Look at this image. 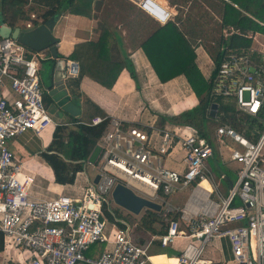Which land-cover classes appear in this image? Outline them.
Returning a JSON list of instances; mask_svg holds the SVG:
<instances>
[{"label":"built area","instance_id":"obj_1","mask_svg":"<svg viewBox=\"0 0 264 264\" xmlns=\"http://www.w3.org/2000/svg\"><path fill=\"white\" fill-rule=\"evenodd\" d=\"M127 1L160 25L172 18L160 0ZM219 1L237 7L231 0ZM30 26L27 22L26 27ZM28 54L30 49L17 39L0 38V232L7 257L12 254L8 259L18 264H156L150 259L149 245L156 240L159 246L168 247L182 238L190 241L173 264H202L206 244L214 237H226L235 264H264V126L262 130L253 129L255 139L237 133L227 124L216 128L219 144L227 139L234 143L229 146V161L236 164L235 177L226 196L218 188L210 191L217 193L216 198L210 192L199 194L202 180L211 181L206 161L213 148L205 138L190 129H161L160 142L154 150L143 128H124L120 120L108 117L107 128L97 142L101 146L97 160L94 164L83 160L94 170L83 193L35 197L30 192L34 176L20 171L21 164L15 161L8 141L27 130L40 133L64 123L54 120L45 105L38 52ZM70 68L72 73L77 72L76 67ZM213 70L209 96L231 98L241 112L256 115L264 105V48L222 44ZM105 119L106 116H94L86 124L96 125ZM177 144L184 152L183 171L161 162V156ZM97 174L99 179L94 182ZM196 179L182 208L165 201ZM118 183L159 203L160 211H164L163 232L153 235L145 245L133 241L126 227H116L114 231L108 227L110 219L103 205L113 214L111 193ZM235 197L240 204L233 206ZM175 212H180L179 218L167 219ZM93 244L101 246L97 258L85 255ZM24 250L30 252L27 258Z\"/></svg>","mask_w":264,"mask_h":264},{"label":"crops","instance_id":"obj_2","mask_svg":"<svg viewBox=\"0 0 264 264\" xmlns=\"http://www.w3.org/2000/svg\"><path fill=\"white\" fill-rule=\"evenodd\" d=\"M107 1V4L114 3L115 5L122 7L119 0ZM120 1L127 3H124L126 8L122 7L123 10L121 12L107 11L102 7V2L104 3L105 0H94L92 4V15L89 17L67 12L58 15L56 23L52 29V33L57 39L55 47L57 49L58 57L53 58L49 50L46 49L38 52V73L41 86L43 88V98L47 110L52 115L54 120H58L64 123L63 126L68 127H72L75 123L79 122L88 123L94 116H107L109 118H116L122 123L128 124L129 126L137 124L136 126L143 128L147 133L152 130L159 131L161 129L182 130L184 125H176L170 122H166L162 128L155 126V122L159 116L170 117L198 103V98L195 96L186 77L183 74H178L171 79H167L166 81L159 79L145 52V50L150 49L151 46H148L144 49V46L142 45L148 39L149 35L156 31L157 28H162L165 25L156 23L153 19H151L142 11L138 10L130 2L125 0ZM183 1L186 0H176L175 2L172 0L170 2L165 1V5L172 12V18L170 22L176 23V25L180 26L184 33H187L190 30L188 27V16H185V22H183V19L175 15L176 11L180 10ZM217 2L221 3L223 8V3L220 1ZM28 23L31 22L28 21ZM39 24L40 23L32 25L31 23L30 28H33ZM104 26H107L110 28V30H112L114 38V41L112 42L113 48L115 51L119 52L117 55L128 59L129 66L132 67V75L127 68L122 69L111 88L104 87L88 77H83L78 83V86H76L74 80L77 78L79 62L77 60L69 59L68 55L75 49L77 44V49H79V44L81 43L97 41L100 31L102 28H104ZM235 33H237V31ZM258 33L259 32H257V36ZM248 34L250 33L247 32V35ZM186 36L189 38V33H187ZM193 39L194 37H190L191 43ZM192 46L195 52L194 61L203 77L206 80H209L214 69V60L208 51L205 50V47L202 43L199 42L197 45L195 44ZM213 49H215V52L216 48ZM60 59L65 60L66 64H70L71 61L77 62V72L72 73L69 65L68 67H64L63 65L59 66L58 64V69L57 62ZM55 74H58V77L63 79L64 87L68 95L72 97L73 103L79 109L77 115L72 116L63 111L59 113L54 101L48 94V86L51 82V78ZM64 75L65 77L63 78ZM6 88L9 89L8 81L6 82ZM148 128L149 130H147ZM54 129V126H49L40 133L27 130L11 138L8 141V147L13 153L15 161L21 164L20 171L22 173L29 172L34 176V184L30 189V192L33 196L42 198L56 196L57 194H77L78 191H73L71 186L74 188H79V191H81L80 194H82L83 188L86 187L88 181L94 174V170L90 164H87L86 161L82 160L81 163L83 164V168L78 173H76L73 183L63 185L54 181L50 166L41 158V152L46 149L52 140ZM183 129L185 131H189V129L186 127ZM208 137H210L209 139H212L213 144L215 143L214 145H211L212 148L216 147L220 158L218 162L213 152L212 156H210L206 161L207 169L212 178H210V182L205 184L210 185V191L218 188L222 195L226 196L231 186V182L234 181V169L236 168V164H234L232 161H229V155H223L221 147H227L228 151L230 152L229 146H234V143L227 139L225 140L224 144H219L216 140L215 133H212L211 135L209 134ZM183 156L184 152L180 145L177 144L167 155L161 156V162L165 167L183 171L185 167ZM211 159L213 160L212 162ZM33 163L49 169L51 171V176L47 174H44L43 178L38 176L37 171L27 167L28 164ZM209 165H215V170L212 171ZM87 166H90L92 170V174L90 176L87 174L85 175ZM81 176H83V183H77ZM45 178H48V181H44ZM222 181L226 182L227 186L223 187ZM195 184L196 183H193L191 186L182 188L178 191L189 188L191 193V190ZM205 184H202L204 188L203 192L208 193L210 191L205 187ZM65 190L69 193H63ZM176 192L177 191L173 193ZM209 194L216 198L217 193L210 192ZM239 204L240 200L238 199V205ZM112 205L115 207L113 203ZM114 207L112 208L110 204L111 210L114 209ZM181 207L178 206V208ZM118 209L121 211L122 215H124V218L117 217L119 220L115 221V214L110 213L113 217L109 222V226L112 231H114L116 227H126L130 232L129 234L132 233L134 237L133 239L130 235L131 239L138 244H142L144 239L149 242L153 235H158L153 234L154 232L148 231L143 227L137 228L140 217L144 211L151 209H142L139 214H132L130 212L126 213L125 209ZM152 211L159 214V211ZM130 217L133 219L135 217L133 223H131L132 225L128 223V221H130ZM122 220L124 223L121 222ZM119 223L123 226H119ZM112 225L115 227H112ZM152 227L157 231H162L164 229L162 228V224L158 222L153 223ZM153 244H157V241L154 240ZM184 244L185 239L178 238L175 244L171 245L170 247L168 246V249L165 248L163 251H154L153 253L155 255H151V259L155 263L160 262V264H167L170 258L176 259L180 251L185 246ZM94 245L98 246L99 244L91 245L85 251V255L92 258H97L100 255L101 250L97 255H93L90 252ZM0 255L4 259V262L1 261V264H6L9 260L13 261L12 259H8L12 254L7 257V254L4 250V244L3 249L0 251ZM13 257H16V253L13 254ZM201 259L203 260L202 264H235L233 261L230 242L226 237L212 238L204 247L201 254ZM78 264L86 263L80 262ZM168 264L171 263L169 262Z\"/></svg>","mask_w":264,"mask_h":264},{"label":"trees","instance_id":"obj_3","mask_svg":"<svg viewBox=\"0 0 264 264\" xmlns=\"http://www.w3.org/2000/svg\"><path fill=\"white\" fill-rule=\"evenodd\" d=\"M94 0H0V14L2 21L12 28L20 27L26 29V22L30 21L32 25L43 23L51 16L64 12L76 15L91 16L92 4ZM175 2L176 0H172ZM239 8H235L229 3H223L222 24L230 25L237 32L245 34L246 30H252L264 34V26L256 20L264 22V0H231ZM32 3V4H31ZM172 3V2H171ZM34 7H43V12L39 18H31L30 11ZM241 9V10H239ZM251 16L253 18H251ZM162 28H157L148 39L142 44L153 68L159 79L166 81L172 77L183 74L195 96L198 103L182 110L176 115L166 117L159 116L155 126L164 127L166 122L184 127L196 132L198 136L205 138L211 144L209 139V124H227L237 133L246 136L249 139H255L256 135L253 129H262L264 126V105L254 116L241 112L231 98L218 97L212 99L209 96L211 87V77L206 80L195 63V52L191 40L186 36L180 26L176 23L167 22ZM112 30L107 26L101 29L99 38L94 42H84L78 44L68 55L69 59L79 62L77 78L75 85L83 77H88L98 84L111 88L115 83L122 69L127 68L132 75V67L125 57H120L119 52L115 51L112 42L114 41ZM236 46L237 48H247L251 44V39L233 33L230 36V43L226 44L225 38H219L216 51L212 53L214 64L219 61V50L221 45ZM210 52V51H209ZM32 51L30 50V56ZM214 70L212 72V75ZM211 75V76H212ZM211 102L217 103L216 117L208 112ZM109 118L99 124L91 125L86 123H75L74 126L56 127L52 134V140L45 150L41 152L42 159L50 166L53 178L56 183L67 185L72 184L77 172L82 170V160H85L93 147L97 144L104 134ZM126 128L129 125L122 123ZM132 125V124H130ZM137 124H133L136 126ZM183 127V128H184ZM145 128V127H144ZM149 130V128L147 129ZM214 145V144H213ZM197 179L193 182L196 183ZM233 206L238 205V198L232 200ZM104 213L109 219L112 215L103 205ZM112 212L116 217H123L121 211L114 207ZM180 212L169 214L170 219H177ZM161 223L160 215L152 210H145L138 222L137 228H145L153 234H161L163 230H155L152 224ZM163 222V220H162ZM165 224L163 223V226ZM119 226H123L119 223ZM156 232V233H155ZM142 243V242H141ZM158 244V243H157ZM3 249L2 233L0 232V251ZM154 254V253H150ZM176 261L170 258L169 262L173 264ZM168 262V263H169ZM167 263V264H168ZM6 264H13L10 260Z\"/></svg>","mask_w":264,"mask_h":264},{"label":"rangeland","instance_id":"obj_4","mask_svg":"<svg viewBox=\"0 0 264 264\" xmlns=\"http://www.w3.org/2000/svg\"><path fill=\"white\" fill-rule=\"evenodd\" d=\"M125 1H127V0H125ZM167 1L170 2L171 0H167ZM217 1H213V0H188L187 1L186 0V1L182 2L183 4L180 7V10L176 11V13H175V15H177L178 17L183 19V22H185V16L186 17L188 16V24H189L188 27L190 28V30L187 33H189L190 37H194V39L192 41V45H195V44L197 45V43H199V42L202 43L203 46L205 47V50L208 51L210 56H212V53L215 50L213 48H216V45H217L219 38H221V37L226 38L227 36H229V31H231L233 33H235L237 31L236 29H233V27L222 24V20H221L222 11H223L222 4L217 2ZM119 2L123 8H126V6H125V4H127L126 2L120 1V0H119ZM107 3H108L107 0H105L104 3L102 2V7L107 11L121 12L123 10V8L121 6L115 5L114 3H109V4H107ZM43 10H44L43 7L42 8L41 7H34V10L30 11V17L31 18L38 17L40 15V13L43 12ZM239 10H241V9H239ZM247 32L251 33L254 31L250 30ZM247 32L245 33L246 35H247ZM255 33L256 34L251 39V45L253 47H258V48L264 47V34L258 33V36H257L256 31H255ZM190 37H189V39H190ZM243 37H245V36H243ZM217 127H218V125L215 123L209 124L208 125L209 134L211 135L212 133H215ZM148 134L150 136V143H151L152 149L157 150L158 144L160 142L159 139H160L161 134L157 130H152ZM221 150L223 151L224 156L229 155V151H228L227 147L222 146ZM213 152L217 158V161L219 162L220 155H218V151H217L216 147L213 148ZM212 161L213 160L211 159V162ZM206 166H207V162H206ZM211 166L212 165H209L210 169L212 171H214L215 170L214 168H216V166L215 165H213L212 167ZM220 166H222V165H220ZM27 167L29 169H33V170L37 171L38 172L37 175L41 176L42 178L44 177V174L51 176V171L45 167H42L41 165H37V164L33 163V164H28ZM85 171H86L85 175L87 174L88 176H90L92 174V170H91L90 166H87V169ZM209 176H210V178H212L210 173H209ZM82 177L83 176H81L78 179L77 183H79V182L83 183ZM44 181H48V178H45ZM222 186L223 187L227 186L226 182L222 181ZM71 187L73 188V191H78L77 194L81 193V191H79V188H74L73 186H71ZM205 187L208 190H210V185L205 184ZM63 193H69V192L65 190ZM189 194H190V189L187 188L185 190H181V191H177L176 193H173L168 198H166L165 201L168 202L172 206H177V208H178V206L181 207L185 203V201L188 199ZM212 197L214 198V196H212ZM111 207L112 208L114 207L112 205V203H111ZM115 207L120 208L116 204H115ZM178 209H180V208H178ZM125 212L129 213L126 210H125ZM162 212H164V211H160L159 215L161 218L162 226H163V223H165V225L162 227V228H164L166 226V221L164 220ZM134 219H135V217H134ZM134 219L132 217H130V221H128V223L130 225H132L131 223H133ZM167 219H170L169 216H167ZM162 220H163V222H162ZM181 224L183 225L182 222H181ZM108 227L110 228L109 225H108ZM183 227H184V225H183ZM130 235L134 239L132 233ZM187 241H190V240H185V244ZM146 243H147V241H146V239H144L142 244L145 245ZM169 247H160L159 245L153 244V242H152V244H150L148 247V253H153L154 251L155 252L163 251V250H165V248L168 249ZM100 250H101L100 245H98V246L94 245V247L90 250V252L93 255H97L100 252ZM23 256H24V258H27L28 256H30V252L27 250H24ZM1 261L4 262V259L0 255V264L2 263ZM11 262L13 264H17V263H14V261H11Z\"/></svg>","mask_w":264,"mask_h":264},{"label":"water","instance_id":"obj_5","mask_svg":"<svg viewBox=\"0 0 264 264\" xmlns=\"http://www.w3.org/2000/svg\"><path fill=\"white\" fill-rule=\"evenodd\" d=\"M58 15L59 14L53 15L45 22H41L39 25L33 28L24 30L20 27H10L2 21V15L0 14V38H15L27 48L35 52H41L46 49L49 50L53 58L58 57L57 49L55 47L57 39L52 33V29L56 23ZM232 34L233 32L229 31V36L225 38L226 44L230 43V36ZM58 64L59 66L63 65L64 67H68L69 65V68L73 66L77 68L78 65L77 62L74 61H71L70 64H66V61L61 59L57 62V68L59 67ZM64 77L65 75L63 76V78ZM47 90L48 94L51 96L56 107L58 108L59 113L63 111L72 116L78 114L79 109L73 103L72 97L68 95L64 87L63 79L58 77V74H55L51 78V82ZM216 111L217 103L212 102L210 104V115L215 116ZM100 151L101 146L99 144H96L89 153L87 161L90 164H94L99 156ZM98 179L99 176L97 174L94 176L93 181L97 182ZM111 198L117 206L127 210L132 214H139L142 209H151L155 211H160L161 209V205L159 203L136 194L133 190L121 183L115 185L111 193Z\"/></svg>","mask_w":264,"mask_h":264},{"label":"clouds","instance_id":"obj_6","mask_svg":"<svg viewBox=\"0 0 264 264\" xmlns=\"http://www.w3.org/2000/svg\"><path fill=\"white\" fill-rule=\"evenodd\" d=\"M219 1V0H218ZM220 2H222V1H220ZM233 2V1H232ZM226 3V2H225ZM233 3H235V2H233ZM230 4V3H229ZM236 4V3H235ZM232 5V4H231ZM237 5V4H236ZM235 7V6H234ZM235 8H239L238 7V5H237V7H235ZM252 17V16H251ZM253 18V17H252ZM256 20V19H255ZM258 23L259 22H261V21H258V20H256ZM262 23H264V22H262ZM260 24V23H259ZM261 25V24H260ZM262 26H264V25H262ZM238 34H241L242 36H245L246 38H250V39H252L253 38V36L255 35V32H251L250 34H248V35H245V34H242V33H239V32H237ZM260 33V32H259ZM250 46H252L251 44H250ZM249 46V47H250ZM75 62V61H74ZM77 69H78V65H77ZM150 254V253H149ZM150 255H155V254H150Z\"/></svg>","mask_w":264,"mask_h":264},{"label":"bare ground","instance_id":"obj_7","mask_svg":"<svg viewBox=\"0 0 264 264\" xmlns=\"http://www.w3.org/2000/svg\"><path fill=\"white\" fill-rule=\"evenodd\" d=\"M163 4H165V1H162V0H160ZM205 184V183H208L207 182V180H202V182L200 183V185H199V187L201 188V190H199V194L201 195V196H204V188H203V186H202V184ZM208 191V190H207ZM210 191V190H209ZM150 259H151V257H150ZM152 260V259H151ZM155 263V262H154ZM176 263V262H175ZM156 264H160V262H157Z\"/></svg>","mask_w":264,"mask_h":264}]
</instances>
